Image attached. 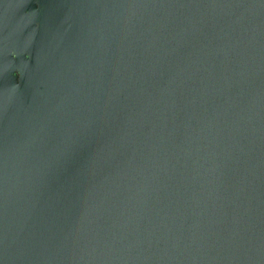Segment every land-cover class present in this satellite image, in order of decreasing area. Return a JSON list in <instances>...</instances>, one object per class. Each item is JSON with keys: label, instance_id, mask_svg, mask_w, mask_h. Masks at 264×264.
<instances>
[{"label": "water", "instance_id": "obj_1", "mask_svg": "<svg viewBox=\"0 0 264 264\" xmlns=\"http://www.w3.org/2000/svg\"><path fill=\"white\" fill-rule=\"evenodd\" d=\"M0 264H264V0H0Z\"/></svg>", "mask_w": 264, "mask_h": 264}]
</instances>
